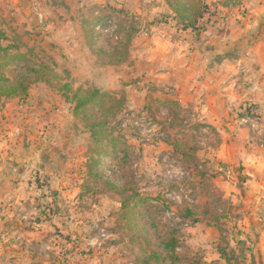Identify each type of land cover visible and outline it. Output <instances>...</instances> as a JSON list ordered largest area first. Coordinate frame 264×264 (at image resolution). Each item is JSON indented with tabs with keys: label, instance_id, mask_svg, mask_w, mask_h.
I'll return each mask as SVG.
<instances>
[{
	"label": "rangeland",
	"instance_id": "rangeland-1",
	"mask_svg": "<svg viewBox=\"0 0 264 264\" xmlns=\"http://www.w3.org/2000/svg\"><path fill=\"white\" fill-rule=\"evenodd\" d=\"M129 1L0 0L6 76L41 64L59 76L20 97L0 95V175L7 178L0 192H18L11 217L0 223V264H143L141 240L132 242L123 213L125 201L140 199L153 207L158 228L180 230V264H264V130L231 126L238 115L262 110L248 101L229 117L204 116L218 105L212 99L233 101L234 92L254 87L252 79L264 92V73L254 64L264 49H249L263 39L264 18L252 38L225 44L214 36L231 22L246 24L252 12L244 0H200L210 5L205 29L186 34L174 7L191 11L179 0ZM170 28L194 40L193 57L199 47L195 60L205 61L204 69H183L179 49L155 52V41L169 42ZM209 68L227 84L237 77L240 83L189 101L183 84L207 79ZM78 90L108 96L104 109H113L103 143L92 135L93 119L75 112ZM183 139L189 156L173 147ZM188 211L193 215L184 218ZM149 221L143 217L140 228Z\"/></svg>",
	"mask_w": 264,
	"mask_h": 264
},
{
	"label": "trees",
	"instance_id": "trees-1",
	"mask_svg": "<svg viewBox=\"0 0 264 264\" xmlns=\"http://www.w3.org/2000/svg\"><path fill=\"white\" fill-rule=\"evenodd\" d=\"M179 4L181 8L188 6L187 9H183L189 11V13L191 11L189 15H186L180 8L174 7V12L176 14L174 20L179 21L177 16H181L179 23L183 24L181 25V27H183L182 30L187 31L199 28L203 31L205 27H200L202 26L200 23L206 19L210 10V5L200 0H179ZM4 36V33L0 31V51L5 55L7 50L3 49L1 46V40ZM6 66L7 63L5 65L0 63V95L5 97H20L27 94L35 83L46 82L52 85L59 79V76L50 67L42 64L27 67L23 72H20L12 78H8L4 72ZM73 97L76 100L75 112L77 114H84L85 119H93L90 126L92 135L97 137V142L103 143V140L107 138L106 134L101 133L107 124L104 119L108 117L113 109L111 106L104 109L105 101L108 96L106 94H100L98 91L78 90L74 93ZM170 104L178 105L177 103ZM90 107L99 109L97 113L87 112ZM247 114L249 115L250 113ZM186 137L187 135L185 138ZM184 140L185 139L182 141H175L173 147L176 152H183L184 156H189L188 152L192 149L189 151L184 149L185 145L188 144V142ZM115 142V140H111V147L113 148L111 154H115V148L117 147ZM102 151L107 152V149H102ZM153 211V207L149 205L147 199H140L133 206L129 200L123 203V213L125 216L129 217L128 227L135 233V235L131 237V240L132 242H135L136 239L141 240L139 247L143 254V264H180L182 260L177 252L182 246L180 230L176 227L165 226V230L162 231L158 228V223L152 215ZM192 215L193 213L188 211V214L184 215V218ZM145 216L149 217L150 224L149 226L144 225V227L140 228V226L144 224L142 218ZM139 221L142 223L140 224ZM142 231H145V233L142 234Z\"/></svg>",
	"mask_w": 264,
	"mask_h": 264
},
{
	"label": "crops",
	"instance_id": "crops-1",
	"mask_svg": "<svg viewBox=\"0 0 264 264\" xmlns=\"http://www.w3.org/2000/svg\"><path fill=\"white\" fill-rule=\"evenodd\" d=\"M210 1H217V0H208L209 3H210ZM142 2H147V0H142ZM244 2H245L244 8L245 9L248 8L252 12L250 14V16H248V18L246 19V21L248 20L246 22V24L245 25L244 24H241V25H235L234 24L233 25L231 22V27L228 28V30H226L222 34H220V32H219L218 36L215 34L214 37L219 38L218 40L225 41V44L227 42L228 43L233 42V41L237 42V40L242 36L245 38H252V33H255L258 30V28H260L259 23L262 20V18H264V0H244ZM129 3H131V0L129 1ZM245 9H243V10H245ZM154 12H160V11H159V9H156V10H154ZM236 18L244 20L240 16L239 13H238V16ZM251 19H252V22H251ZM159 27H162V25ZM165 32L166 33L168 32V34L171 35V37H169L170 35H165L166 38L169 39L168 40L169 42L164 43V45L162 46L161 43H158V40H157V42L155 41V44H157V48L155 49L156 53L165 54L166 52H169L168 50H171V52H172V49H179V52L177 53L178 58L180 59V61L185 59L181 63L183 65L181 67H184L183 69L188 70V71H191V70L195 71L196 69H200V70L204 69L203 66H205L204 64H206L205 61L203 62L202 66H199V64H197V62H196L198 60H195L196 59L195 56L196 55L198 56V54L200 53L199 51L201 49H199V47H198L196 49V51L194 52L195 56L193 57V54H192L193 48H194L193 46H196V45L191 46L190 43L194 40H190V38H188L187 35H185L187 33V31L186 32L182 31L183 33H185L184 35H181L182 38L180 36L175 37V35H173V33H175V29L170 28V29H167ZM164 34L165 33H163V32L161 33V35H163V36H164ZM157 36H160L159 32H158V35L157 34L155 35V38ZM204 36L205 35L202 34L201 38L203 39ZM262 38L263 39L260 42L253 40L252 46L249 49L250 50L264 49V35ZM238 44H240V43L238 42ZM183 49H187V50H185V52H184ZM206 50H208V52H207L208 54H210V55L213 54V51L211 49H206ZM189 51H190V54L188 53ZM187 53L189 55L192 54L191 55L192 57L188 58L189 55ZM255 57H256V55H255ZM186 58H188L187 59L188 61H186ZM215 58L217 59L216 55L213 54V60L211 62L214 64H216ZM260 59H262V60H260ZM218 61L220 63V67H222V65H224L226 63L225 61H227V59L222 58V59H219ZM256 61H257V63H254V64H257V66H259L260 73H264V52L263 51L261 54L257 55ZM177 62H179V61H177ZM252 62H255V60L253 59ZM249 64L251 65L252 63H249ZM216 67H218V66L216 65ZM168 68H169V66L166 68L161 67V68H159V70L168 69ZM208 71H211L212 75H215V78L217 77V79H213L212 75L211 76L208 75V78L205 80H200V78L199 79L196 78L195 79L196 83H191L188 80L187 83L183 84L184 91L189 92V94H188L189 95V98H188L189 101L192 102V98L194 99V97H196V96L200 97V95H202L203 93H208L209 91L212 92L214 86H220L222 83L224 84L226 82V85L231 84L232 88L234 85H238L240 83L239 78L237 77L236 79L232 80L231 82H229L227 84V82L229 80L227 77H224V78L219 77L220 74L214 72V70H212L210 68L208 69ZM214 81H218V83L213 85L212 83ZM252 82H253L252 84L255 88L253 87V88H250L248 90H245L246 91L245 94H239L238 92L237 93L234 92L233 99H232L233 101H229L227 97H220V98L217 97L214 100L210 99L214 104L217 102L218 105L216 104L214 106V108H212V106L210 105V107H211L210 113H204L205 114L204 116L211 119L212 117L218 118V116L221 114L222 118H224V117L226 118V117L230 116V113L232 112V108L236 109V108H238L239 104L241 105L243 102L249 101L251 105H255L256 108H260V110H262V112L261 113L256 112L257 114L255 115V113L253 111L251 114L252 116H249V115L239 116L238 115L237 120L234 123H232L231 126L233 128H236V127L239 128V127L243 126V123L247 122L248 124H246V125H251L254 128H256L257 130L259 128H263V130H264V111H263L264 110V92L258 91V89L261 91V86H259V82L253 81V79H252ZM252 84L245 83L244 85L246 87H249ZM258 87H260V88H258ZM256 89H257V92L255 91ZM193 90H194V93H193ZM199 99H202V96ZM202 101H206V100H202ZM216 106H218V107L215 111ZM255 106H254V109H255ZM249 121H250V123H249ZM211 123L215 124L216 126L220 125V122L215 121V120H213ZM262 148H263V146H262ZM248 150H249V148H248ZM252 155L254 157H257V155L255 153H253ZM236 156H238V155H236ZM243 166H246V163L243 164ZM261 166H264V163ZM5 182H7L6 176L0 175V186L3 185V183H5ZM17 193H13V192L7 193L6 191L0 192V223L2 222L1 220H4L6 222L8 220V218L11 217L10 206L14 202L13 201L15 198L14 195H16ZM31 205H33L32 201H31ZM31 208H32V206H31ZM32 209H34L35 211L38 210V208H37V206H35V204L33 205ZM30 214H32V213H30ZM2 224H5V223H2Z\"/></svg>",
	"mask_w": 264,
	"mask_h": 264
}]
</instances>
